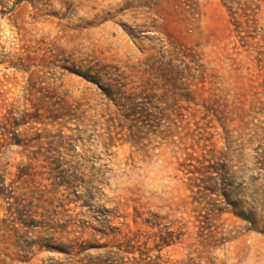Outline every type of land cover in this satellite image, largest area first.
<instances>
[{"label": "rangeland", "instance_id": "374dc122", "mask_svg": "<svg viewBox=\"0 0 264 264\" xmlns=\"http://www.w3.org/2000/svg\"><path fill=\"white\" fill-rule=\"evenodd\" d=\"M0 264H264V0H0Z\"/></svg>", "mask_w": 264, "mask_h": 264}, {"label": "trees", "instance_id": "16d2710c", "mask_svg": "<svg viewBox=\"0 0 264 264\" xmlns=\"http://www.w3.org/2000/svg\"><path fill=\"white\" fill-rule=\"evenodd\" d=\"M234 25L237 26V23H235ZM80 75L86 81L98 86L102 90L105 97L109 101H111L113 104L117 105V103H116L117 100L124 101L125 104L121 105V106L123 107V109H127L125 107H127V102H129V100H131L130 98H132V96H127L126 95L127 92L123 91V89H125L127 86V84L125 83L126 77L124 76V74L118 76L119 79H114V77H112V75L109 72H107L105 69L94 70V68L91 67L87 70L86 73H82ZM105 80H107L105 82V84L101 85V84H103V82ZM123 80H124V83L122 82ZM145 83H148V81H145ZM146 86H148V84L144 85L143 87H146ZM130 112H133V111H130ZM130 115H133V114H128V113L126 114L124 112L122 113V116L124 118H126ZM20 216L21 217H19V219L22 218L23 213ZM44 217H45L44 215H40L39 220L30 218V219H27L26 222H22V224H24L23 226L26 228H29V227L37 228V230H39L40 233L50 234L49 241H54V239H55L54 235L56 234L57 231L55 229H53V227H49V224L45 221ZM28 222H29V224L25 225V223H28ZM64 227L65 226H62L61 228H64ZM11 228H13V227H6L3 230H4V232L11 233L12 232ZM14 230H16V229H14ZM63 230L64 229H61L62 232H63ZM40 242H44V243H41L43 248H46L48 250H50V249L55 250L52 247V245H50L46 240L40 238ZM57 250L60 252L62 251L61 249H57Z\"/></svg>", "mask_w": 264, "mask_h": 264}]
</instances>
